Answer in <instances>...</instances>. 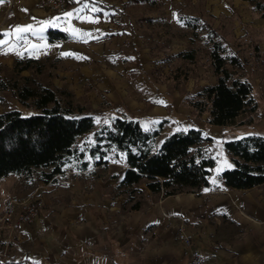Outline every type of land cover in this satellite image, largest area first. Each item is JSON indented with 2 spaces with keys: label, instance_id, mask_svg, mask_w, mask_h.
I'll return each mask as SVG.
<instances>
[{
  "label": "crops",
  "instance_id": "0c3cea01",
  "mask_svg": "<svg viewBox=\"0 0 264 264\" xmlns=\"http://www.w3.org/2000/svg\"><path fill=\"white\" fill-rule=\"evenodd\" d=\"M7 8L0 0V21ZM11 8L0 28V67L25 58L55 61L52 86L70 90L95 124L110 122L112 108L121 106L145 132L167 120L158 143L172 132L198 129L183 104L189 91L169 75L175 56L191 44L182 38L181 48L175 45L179 38L168 28L184 26L173 13L160 14L159 0H69L61 12L39 0H15ZM48 31L66 40L51 42ZM107 157L106 166L69 171L54 182L37 179L27 190L22 179H0L2 203L29 192L46 196L34 222L15 225L10 235L3 231L0 261L188 264L177 239L183 227L204 264H264V184L233 189L210 176L207 186L164 197L142 183L129 200L116 188L126 168L122 156ZM134 203L138 208L130 209Z\"/></svg>",
  "mask_w": 264,
  "mask_h": 264
},
{
  "label": "trees",
  "instance_id": "16d2710c",
  "mask_svg": "<svg viewBox=\"0 0 264 264\" xmlns=\"http://www.w3.org/2000/svg\"><path fill=\"white\" fill-rule=\"evenodd\" d=\"M243 1L264 19L262 1ZM178 20L197 36V18L179 17ZM47 36L51 42L66 40L58 31H48ZM205 41L216 81L193 96L185 95L183 102L195 116L206 114L209 125L234 126L239 116L256 110L253 88L235 73V69L242 67L241 60L228 50L217 33L208 31ZM175 57L180 63L169 75L179 84L189 78L187 73L194 64L195 52L183 51ZM47 60H16L13 79L4 78L0 70V91H10L19 104L36 112L29 116L14 109L0 113V179L11 176L33 181L36 170H40V181L54 182L68 171L86 172L106 166L107 155L113 153L116 160L122 156L126 167L116 188L127 194L129 200L139 192L137 186L142 183L149 192L161 193L164 197L209 184L216 162L204 146L210 137L204 136L201 130L172 132L158 143L160 130L167 120H161L154 129L145 132L138 120L121 106L112 108L110 122L95 124L94 118L74 101L67 88L51 87L34 77L20 76L22 71L30 70L38 77ZM222 148L231 165L218 174L224 186L245 190L264 184L263 136L249 134L225 140ZM137 208L138 203H134L130 209ZM0 264L27 262L11 258Z\"/></svg>",
  "mask_w": 264,
  "mask_h": 264
},
{
  "label": "rangeland",
  "instance_id": "374dc122",
  "mask_svg": "<svg viewBox=\"0 0 264 264\" xmlns=\"http://www.w3.org/2000/svg\"><path fill=\"white\" fill-rule=\"evenodd\" d=\"M260 1L264 3V0ZM165 11L169 14L173 13L177 18H197L195 30L197 36H193L192 30L184 25V27L180 25L167 27L179 38L176 39V44L174 43L180 45L178 49L181 48V44L183 45L178 40L185 38L191 44V48L188 50L195 52L194 64L190 66V71L187 73L189 78L183 82L184 91H189L185 95L198 92L202 87L212 85L216 81L210 66L209 48L205 41L208 31L217 33L228 50L238 55L242 67L235 69V73L246 79L253 88V97L257 104L256 110L239 116L234 126L209 125L206 122V114L195 116L193 113L194 124L204 136L210 137L204 146L208 155L213 157L216 162L211 172L212 179H218V174L231 166L229 158L222 148L223 141L249 134H259L264 137V19L260 18L252 10L251 5L243 0H159L160 14L164 15ZM1 22L2 20L0 21V28L4 25ZM191 38L194 40L192 41ZM179 63L176 64L179 65ZM14 66L15 63L12 66L0 67L1 75L7 79L16 78L13 73ZM55 66L56 63L48 59L44 62L43 72L38 77L34 76L30 70L22 71L20 76H31L54 87L52 86V79ZM183 104L185 103L183 102ZM13 109L18 110L23 116L36 113L33 109L19 104L10 91H0V113ZM90 139L91 137L88 136V140ZM39 172L40 170H36L33 181L22 180V185L27 186L26 190L35 184ZM138 195L139 193L134 194V196ZM41 197L46 202V196ZM2 233L3 231L1 235ZM0 239H3V236ZM1 250H4V244Z\"/></svg>",
  "mask_w": 264,
  "mask_h": 264
},
{
  "label": "built area",
  "instance_id": "2783aa9c",
  "mask_svg": "<svg viewBox=\"0 0 264 264\" xmlns=\"http://www.w3.org/2000/svg\"><path fill=\"white\" fill-rule=\"evenodd\" d=\"M5 1L8 8L2 18V24L12 16L11 5L15 0ZM39 3L51 12H61L67 8L69 0H39ZM44 207L45 201L36 192H30L23 197L11 196L3 203L0 202V237L2 231H7L10 235L15 225L34 222ZM177 239L188 250V264H204L200 254L192 248V242L183 227L179 228Z\"/></svg>",
  "mask_w": 264,
  "mask_h": 264
},
{
  "label": "snow or ice",
  "instance_id": "6c2138e0",
  "mask_svg": "<svg viewBox=\"0 0 264 264\" xmlns=\"http://www.w3.org/2000/svg\"><path fill=\"white\" fill-rule=\"evenodd\" d=\"M68 15H71V14L69 13ZM29 30H31V25H29V26H27V27H23V28L18 27V28L16 29V31H17V32H20V33H24V32H27V31H29Z\"/></svg>",
  "mask_w": 264,
  "mask_h": 264
}]
</instances>
